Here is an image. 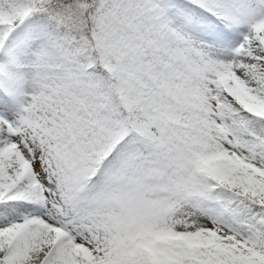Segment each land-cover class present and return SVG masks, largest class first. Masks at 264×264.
<instances>
[{"label": "snow or ice", "instance_id": "obj_1", "mask_svg": "<svg viewBox=\"0 0 264 264\" xmlns=\"http://www.w3.org/2000/svg\"><path fill=\"white\" fill-rule=\"evenodd\" d=\"M0 264H264V0H0Z\"/></svg>", "mask_w": 264, "mask_h": 264}]
</instances>
